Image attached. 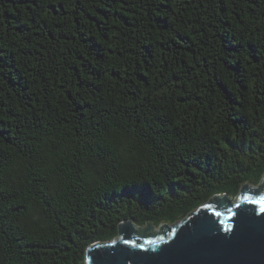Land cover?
Instances as JSON below:
<instances>
[{
    "label": "trees",
    "instance_id": "trees-1",
    "mask_svg": "<svg viewBox=\"0 0 264 264\" xmlns=\"http://www.w3.org/2000/svg\"><path fill=\"white\" fill-rule=\"evenodd\" d=\"M263 177L264 0H0V264Z\"/></svg>",
    "mask_w": 264,
    "mask_h": 264
},
{
    "label": "water",
    "instance_id": "water-1",
    "mask_svg": "<svg viewBox=\"0 0 264 264\" xmlns=\"http://www.w3.org/2000/svg\"><path fill=\"white\" fill-rule=\"evenodd\" d=\"M235 197L216 194L173 224L126 220L87 248L86 264H264V177Z\"/></svg>",
    "mask_w": 264,
    "mask_h": 264
},
{
    "label": "rangeland",
    "instance_id": "rangeland-1",
    "mask_svg": "<svg viewBox=\"0 0 264 264\" xmlns=\"http://www.w3.org/2000/svg\"><path fill=\"white\" fill-rule=\"evenodd\" d=\"M260 184L258 183L257 185H252V184H250V186H252V187H258ZM145 227V226H144ZM157 229H154L155 230V232H158V228H160V227H156Z\"/></svg>",
    "mask_w": 264,
    "mask_h": 264
},
{
    "label": "bare ground",
    "instance_id": "bare-ground-1",
    "mask_svg": "<svg viewBox=\"0 0 264 264\" xmlns=\"http://www.w3.org/2000/svg\"><path fill=\"white\" fill-rule=\"evenodd\" d=\"M155 231V230H154Z\"/></svg>",
    "mask_w": 264,
    "mask_h": 264
}]
</instances>
